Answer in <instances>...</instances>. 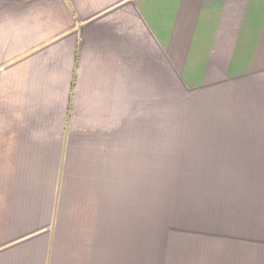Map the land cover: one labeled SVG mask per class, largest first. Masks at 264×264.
Masks as SVG:
<instances>
[{"label":"crops","instance_id":"obj_1","mask_svg":"<svg viewBox=\"0 0 264 264\" xmlns=\"http://www.w3.org/2000/svg\"><path fill=\"white\" fill-rule=\"evenodd\" d=\"M237 34L240 60L256 62L255 109L264 110V0H0V63L14 46L15 56L31 51L30 62L54 67L47 83L31 78L9 97L0 80V141L17 140L18 156L30 159L22 171L0 170V264H136L145 233H104L105 190L118 191L120 126L145 118L152 94L167 93L169 71L182 69L177 55L205 47L200 66L224 74ZM211 45L222 57L208 61ZM67 118L69 141L79 132L86 150L79 160L71 153L57 180ZM256 123L264 127V118ZM25 172L30 180H9ZM240 234L241 255L261 247L253 253L264 262V233Z\"/></svg>","mask_w":264,"mask_h":264},{"label":"rangeland","instance_id":"obj_2","mask_svg":"<svg viewBox=\"0 0 264 264\" xmlns=\"http://www.w3.org/2000/svg\"><path fill=\"white\" fill-rule=\"evenodd\" d=\"M239 42L237 34L231 60L224 54L226 76L211 63L200 66L205 47L177 55L182 69L179 73L173 67L176 75L169 71L167 93L152 94L145 118L137 114L135 125L120 126L118 175L114 172L113 178L118 191L105 190L104 233H145L146 253L136 254V264H264L253 253L261 247L242 255L240 247V233H264V127L256 123L264 110L255 109L262 105L255 92L256 62L240 60ZM36 48L33 54L47 45ZM208 48V61L222 57L218 45ZM13 50L7 46L10 60L0 63L8 97L17 87L29 86L31 78L47 83L53 66L40 68L29 61L31 51L15 56ZM22 74L28 77L23 83ZM69 122L57 180L70 166L71 153L77 158L86 150L79 132L69 141ZM104 145L107 185L112 181L111 143ZM20 146L15 139L0 141L1 171L29 166L30 159L18 156ZM116 161L114 156V166ZM16 176L30 180L26 172L8 174L9 180ZM246 244L242 247L250 249Z\"/></svg>","mask_w":264,"mask_h":264}]
</instances>
